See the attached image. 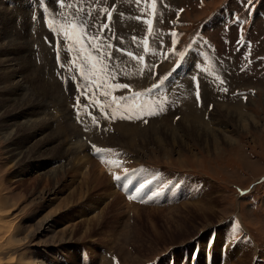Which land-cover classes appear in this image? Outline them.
Listing matches in <instances>:
<instances>
[{"label": "rangeland", "instance_id": "obj_1", "mask_svg": "<svg viewBox=\"0 0 264 264\" xmlns=\"http://www.w3.org/2000/svg\"><path fill=\"white\" fill-rule=\"evenodd\" d=\"M36 1L38 2V0ZM245 1L250 0H139V2H137V0H65V6H63L64 10L48 7L46 10L38 9V11H35L33 10L34 2H28V0H0V49H5L4 55L9 56L11 54L10 57H16V59L22 57L23 63L21 67L23 70L27 71L26 73L30 72L28 73L29 75L32 73L33 75L36 74L35 76H31L33 81H27L26 83L23 81L26 88H30V90L26 89L28 91H24L25 94H29L33 88L41 86L46 88L52 96V106L48 108L47 111L39 104L35 105L36 108L32 106L31 110L27 111L30 113H26V116L22 120H26L27 118L30 119V117L34 120L36 116V119L49 120L51 124L50 129L53 128V130L59 131L61 135L59 140H61L62 143H68L72 138H69L70 135H68L69 133H65L64 128L67 127L69 130L72 129V132H76L80 135L77 139H83L82 143H85L84 145L88 148L82 151L81 154H78L79 156L76 160H73L72 157L66 160V157L63 158L60 156H58L60 158L56 160V157L50 158L53 154H47L48 157L44 156L42 157L43 159L40 158L39 163L38 161L35 163L33 161V164L30 162L20 167L11 155L12 149L15 150L17 145L13 143V140L5 141L0 134V195L7 199V204L0 208V213H4L6 216L4 220L0 217V221H4L3 223L0 222V264H6L10 258H17V256L21 254H26L28 259H34L40 264H42L43 261L48 264H70L68 262V254L72 253V251L79 252L82 264H124L122 259L123 254L121 253L122 250L118 249L120 245V249L121 247L126 249L125 254H128L134 259L137 257L143 259L141 260L142 263L136 260V264H181L184 263L182 259L187 260L188 264H190V262L204 264L208 257L213 259V264H223L221 260H223V256L225 255H229L225 264H264V0H251V3L247 6L243 5ZM54 3L56 4V2ZM68 5H71V7H68ZM251 5H253L254 8H251ZM145 7L146 12H151L153 10V15L151 17L152 27L146 36L150 42L151 48L155 52L151 53L152 56L158 54V52L164 50V48L172 50L173 46L170 44L172 42L169 34L172 32V38L174 39L178 35L180 36V34L182 37L184 36V40L178 43L180 52L184 48L186 50L187 45H190L193 39L210 40L208 50L210 54L211 50H213V53L221 57V63L219 65L222 66L221 68H223V65L228 67L229 63L231 64L234 62V59H229L225 62L223 54L227 55L235 39L239 41L238 33L234 31L232 34L233 41L227 40L223 42L221 38L222 28L220 27V24L224 21L223 12L226 14H230L229 11L234 12V10L243 12L245 15L244 30L250 37V42L259 45L258 54L261 55L259 66L263 69V72L259 76L249 75L256 66V62L253 61L248 69L237 72L239 75L234 74L232 76V85L236 88L249 90L255 88L258 92L256 96L250 97L248 102L243 104L240 99L229 97L223 91L213 92L210 86L205 85L203 82L204 88L201 96H204V102L202 109L197 108L193 100L186 102L188 97L185 96L174 102V105L182 103V107H170L168 113H164L161 117L150 119L149 121L143 119L141 124H138L140 123L139 119L137 123H134L133 120L127 122L113 114L105 113L101 115L95 107L105 106L112 111L113 95L118 90L117 84L127 76L125 74L120 76V74L127 72L139 76L136 68L133 66L120 68L118 65V69L121 70H118V73L112 71L107 78V84H104V76L100 70L108 59L103 58L99 61L100 69L92 74L94 80L102 87H95L92 84H77L74 86L75 84L70 81V84L73 85L74 88H72V86L68 88L60 83L54 73L65 70V66L68 63L67 58L63 57L58 63H54L52 57L54 52L51 47L48 46V43L52 40L60 41L62 39V34L60 33L58 37H54L55 31L53 28H46L40 23L35 25L31 20L33 13L48 15L46 19L47 24L54 25L60 20H68L72 17L71 13H73L74 15L76 14V18L81 17L88 23H95L96 31L94 34H96L100 30L102 23L106 22L111 15H116V17L120 15L121 18L123 17L122 15L127 14L132 18L135 16L133 13H129V11L134 9L138 18L143 20L142 11ZM180 7H185L183 16L177 11ZM209 18L215 20L213 21V26L209 23L206 25L204 24V21L209 20ZM119 24L121 23L115 19V25L118 26V28ZM135 25L142 26L138 23V20ZM133 27L134 24H130L126 30L132 33ZM114 31L113 29V38H115L116 34ZM138 31L143 35L146 34V29H140ZM207 33L210 35L211 39L208 37ZM107 39H105V41ZM212 40L216 43V48L211 44ZM60 42L62 44V40ZM37 53L40 57L36 56ZM240 55L241 54L237 56L239 57ZM2 58L3 57H0V60ZM191 58L195 59L193 54H191ZM173 64L174 61H170L168 58L160 62L161 75L164 76L170 73ZM108 66L110 67V63ZM103 70H107V68L104 67ZM192 71L193 64L190 63L185 68V73L188 75L191 74ZM233 72H236V70L232 65L229 75ZM7 73V71H2L0 73V79L5 75L7 76ZM16 79L17 78H15V81ZM23 82H21V84ZM139 82L141 83L142 81H137V83ZM183 82L185 81L183 80ZM54 84H56L57 87ZM80 89H83L84 94L82 96H76V92ZM73 93H75V96H72ZM19 96L15 93H11V97L13 98ZM2 97L4 99L1 100L0 98L1 104L4 103V100L7 98L6 90H3ZM58 97L64 100L62 101L60 99L59 102L58 99H56ZM84 101L87 104L85 108L87 110L92 109L97 119L98 126L95 131H102L103 129V134H89L82 120V109L77 110V113H75V109L79 106L74 107V104L77 102L83 103ZM169 103L170 101L168 104ZM193 103L195 105H193ZM1 104L0 107L3 106ZM120 104L124 110H128V107H130L129 103L126 101H121ZM82 106L83 105H81V107ZM183 106L190 112L193 110V113L191 115L187 114V116L186 110L184 113L181 109ZM189 108L194 109L190 110ZM64 109L68 114L63 111ZM225 109L235 113V115L232 116L233 118L228 117V112H218L219 114H217V111H226ZM137 111L139 112V108ZM32 112L37 114L35 115ZM239 112H243L244 115L249 116V118L252 116L253 118L251 117L252 119H250L252 123L246 118V121L238 122L237 120L240 118ZM6 115L2 113V117L6 118L9 114ZM101 116H103L102 122L100 120ZM179 116L180 118L177 119ZM195 116L198 117L196 119L199 125L201 124L200 127L206 126L211 127V129L221 128L222 131H220L218 135L220 136L219 144L214 145V137L207 133L205 134L200 128H198L200 129L199 133L188 129H181V122L190 121L185 119H191ZM66 118L67 121L65 120ZM241 118L244 119L243 117ZM11 120H13V122L18 121L16 115L12 117ZM116 123L118 125L120 124V127L121 125L124 126L125 139L124 137H120L122 134ZM190 123L191 122L188 123V126L191 125ZM68 125H70V127ZM12 130H15V128H12ZM160 130L163 131L160 132ZM173 131L177 133L179 137L174 138ZM114 132L115 134H113ZM116 132H118V134ZM166 133L170 134L166 137ZM112 135L113 138H110ZM35 136L37 137V133ZM223 136H228L227 138L230 139L231 143L228 144V142H225ZM90 137L96 139L94 144L97 153H95L94 156L89 155L91 143L88 142V139H90ZM115 137L117 138L115 139ZM38 138H35V141L38 140ZM77 139H75V141H77ZM128 140L134 142L132 147L129 146L130 143L127 142ZM35 141L32 142L35 143ZM57 145L58 144H56V146ZM67 147H69V145ZM114 147H117V149ZM36 150L35 146L28 149L30 152H27V157L31 158ZM121 150H123V153ZM95 157L98 159H106L107 157L111 159L115 157L111 162V166H116L114 170L120 172L118 175L130 171V169L133 170L134 168L141 174H147V170H149L150 172L153 171V174H158V176L162 175V181L165 184L162 183L159 185V189L152 191L147 198L150 204L147 205L144 203L145 205L134 206L133 208L135 209L131 208L132 206H128L127 210H123V213L122 209L119 210L123 219L128 222H125L123 219L119 221L117 218L114 219L116 216L114 210L120 207V205H116L119 199H116L114 206H109V203H112L111 201L115 200L116 197L107 194H110L112 191L118 192L119 194H121V192L115 188L110 176L100 166L99 163L101 160H97ZM125 159L130 162V165L126 166L125 164L126 167L122 168L121 166L125 163ZM63 164L66 165V169L70 174L67 177L65 176L59 183L53 181L54 185L52 182L46 181L42 173L46 172V170L54 171L63 166ZM97 167L98 169H102L103 173L108 178L109 184L106 186L108 187V185H111L108 187V191H105L104 188L97 190L95 186L96 183L92 182V180L90 181V179L93 178V173L96 174L95 172L98 171ZM88 174L91 177L88 176ZM164 174L165 176L167 175L166 177L168 180L170 179L169 184L168 181L165 180L166 177L163 176ZM175 179L181 181L186 180L188 184L197 182L196 188L201 191L208 186L215 189L213 198L217 201L214 210L216 214L210 218L209 222L197 218L198 216H196L197 214L194 215L195 213L189 215L186 220H181L183 223L179 220L180 222L177 223L178 226L176 224L174 226L171 220H167V217L170 218L168 210L173 208V206L166 204L168 202L164 196L167 190L162 188L166 185L170 186V183ZM85 182L88 183V187L91 188L89 193H85L87 186ZM171 184L169 189L172 191L174 190L173 194H176L175 200L178 206H183L186 200L188 204L192 205L196 202L198 203L196 200H200L197 195H191L189 189L194 188L190 187L186 189V191L185 189L183 190V188L180 189L178 184H182V182L176 183V180ZM203 184H206V186H203ZM130 185L131 184H127L126 186L125 183H123L122 189L124 187L126 188V190L123 189L124 191H129L131 189L129 188ZM237 186L241 189L249 190L248 193H238L235 189ZM54 187L58 190L62 189L60 193L61 196L59 195L61 199L74 195L72 192L77 191L74 195L76 199L71 202L72 204L70 207L73 204L74 206L69 210L67 209V211H63L62 217L59 219L62 223L67 222V226H71L74 222L78 223L79 228L77 227V230L73 233L74 236L71 234L73 242L65 246L58 245L57 241L52 242L54 239L51 233H46L47 231L44 230L40 232L37 231V235L33 239L24 240L26 232L23 234L20 232L22 230L19 228L21 227L23 230L27 228L37 230V224L43 218V215L45 216V214L51 209H54L59 203L57 198L52 195ZM182 193L184 196H182ZM101 195H103V197H100ZM134 202L136 203L137 201ZM139 204H143V202ZM146 210H152L154 216L152 220H147L146 215L143 214ZM125 212L128 213V215L125 214ZM111 214H113V217ZM235 214L239 216L244 226L246 225L255 237L252 238L250 243L239 242L234 249H231L232 246H230L229 250L226 251L224 248L225 241L228 238L226 226L228 225V221ZM139 216V219L142 220L141 222L138 221ZM91 218H95L94 221H97V219L102 221L103 218H106L107 224H105L106 226L97 225L98 227L96 226L95 228L91 226L89 228L91 232L86 231L87 227L82 223ZM191 219L194 220L192 221ZM121 222L123 224H121ZM6 224H9V229L5 227ZM196 224H198L197 227H195ZM126 226L129 228H126ZM205 226L208 227L206 228ZM15 227L19 228L14 230ZM109 227H112V229ZM113 227H115V229ZM211 229L216 230V236L214 242L210 244ZM1 232L4 233L1 234ZM9 234H12L13 237ZM140 234L142 238L139 239L138 236H140ZM80 236L85 239L82 241ZM77 238L80 241H78ZM111 242H113V244ZM116 250L117 252H115ZM129 261H131V259Z\"/></svg>", "mask_w": 264, "mask_h": 264}, {"label": "bare ground", "instance_id": "obj_2", "mask_svg": "<svg viewBox=\"0 0 264 264\" xmlns=\"http://www.w3.org/2000/svg\"><path fill=\"white\" fill-rule=\"evenodd\" d=\"M33 42V41H32ZM42 48V47H41ZM8 49V48H7ZM4 52H5V49H0V57H3L1 60H0V73L2 72V71H4V72H8L7 73V76L5 75H3L4 77L3 78H1L0 79V98H1V100L2 99H4L3 97H2V93H3V90H6V92H7V98L4 100V103H0L1 105H3L2 107H0V134L3 136V138L5 139V141L6 140H13L14 142V144H16L17 145V148L14 150V149H12V152H11V155H12V157L16 160L15 162L17 163V165L18 166H20L21 167V165L22 166H25V165H27L28 163H30V162H32V164H33V161H34V163L35 162H37L38 161V163H39V160H40V158H42V157H48V155H50V154H53V156L52 157H50V158H55L56 157V160H57V158H60V157H66V160L67 159H70L71 157L73 158V160L75 159H78V154H81V152L82 151H84V150H87L88 148H87V146L86 145H84L83 143H82V140L83 139H77V137L78 136H80L78 133H74V132H72L71 130H69V128H67V127H65L64 129H65V133H69L68 135H70L69 136V138L70 137H72L70 140H69V142L68 143H62L61 142V140H59V138H61L60 136V133H59V131H55V130H53V128L52 129H50L51 128V124H50V122H49V120H47V119H36V117H35V119L33 120V118H31L30 117V119L29 118H27L26 120H22L25 116H26V113L28 114V113H30V112H27V111H29V110H31V107L32 106H35V105H40L45 111H47L48 110V108H50L51 106H52V96L50 95V93H49V91L46 89V88H44V87H41V86H39V87H35V88H33V90H31V92L29 93V94H25L24 93V91L26 90V89H28V87L26 88V85L24 84V82L23 81H25V83L27 82V81H33V79H32V75H33V73L32 74H28V73H30V72H28V73H26L27 71H24L23 70V68L21 67V64L23 63V58L22 57H18L17 59H16V57H10V55L8 56V55H4ZM47 58V57H46ZM46 60V59H45ZM28 65V64H27ZM17 67H19V68H17ZM29 67V66H28ZM41 67V66H40ZM29 68H31V67H29ZM43 68V67H42ZM41 68V69H42ZM36 71V70H35ZM34 71V72H35ZM36 75V74H35ZM35 75H33V76H35ZM43 75V74H42ZM1 76V75H0ZM44 76V75H43ZM15 78H17L16 79V81H15ZM45 79V78H44ZM52 80V79H51ZM42 81V80H41ZM47 81V80H46ZM21 82H23L22 84H21ZM39 82V81H38ZM140 83V82H139ZM36 84V83H35ZM42 84H43V82H42ZM31 85V84H30ZM55 86H56V84H54ZM58 85V84H57ZM36 86V85H35ZM45 86V85H44ZM48 87H49V85H48ZM57 87V86H56ZM28 90H30V88L28 89ZM28 90H26V91H28ZM59 90V89H58ZM13 91V92H12ZM51 91V90H50ZM19 92H20V94H19ZM11 93L12 94H17L19 97H11ZM55 93V92H54ZM64 93V92H63ZM57 94V93H56ZM55 97V96H54ZM62 97V96H61ZM56 99H58V101L60 102V99L61 98H56ZM62 101L64 100L63 98L61 99ZM57 101V102H58ZM58 102V103H59ZM187 102V101H186ZM54 103H55V100H54ZM63 103V102H62ZM191 103H192V101H191ZM56 104V103H55ZM58 105V104H57ZM62 105V104H61ZM189 105V104H188ZM193 105H195L194 103H193ZM63 107L65 108V106L63 105ZM182 107V106H181ZM35 108H36V106H35ZM40 108V107H39ZM58 108V107H57ZM196 108V107H195ZM220 108V107H219ZM28 109V110H27ZM33 110H35L34 108H32ZM179 109V108H178ZM182 109V111L185 113V107L183 106V108H181ZM190 109V108H189ZM192 109H194V108H192ZM192 109H190V110H192ZM32 110V111H33ZM218 110V109H217ZM226 111H223V110H220V111H217V114H219L218 112H220V113H223V112H225V113H227L228 112V117H230V118H233L232 116L233 115H235V113H233V112H230V111H228V109H225ZM44 111V112H45ZM64 112H66L65 111V109L63 110ZM181 111V110H180ZM39 112V111H38ZM60 112H61V110H60ZM2 113H4L5 115L7 114H9L6 118L5 117H2ZM32 113H34V112H32ZM40 113V112H39ZM62 113V112H61ZM193 113V110L190 112V111H188V110H186V115L188 114V115H191ZM216 113V112H215ZM240 114H239V116H240V118H238V122H241V121H246L245 120V118L246 119H248V121L250 120V119H252L251 117L249 118V116H247V115H244V113L242 114L241 112H239ZM35 114V113H34ZM37 114V113H36ZM35 114V115H36ZM46 114V113H45ZM64 115H65V113H63ZM62 114V115H63ZM66 114H68L67 112H66ZM16 115V118L18 119V121L17 122H13V120H11V118L12 117H14ZM30 115V114H29ZM180 115V114H179ZM187 115V116H188ZM216 115V114H215ZM224 115V114H223ZM39 116V115H38ZM65 116H67V115H65ZM69 116V115H68ZM190 117V116H189ZM241 117H243L244 119H242ZM62 118H64V117H62ZM68 118V117H67ZM67 118L65 119L66 121H67ZM186 118V117H185ZM196 118H198V117H192L191 119H185V120H190V121H187V122H181V129L182 130H191V131H194V132H196V133H199V131H200V129H202L203 130V132H205V134L207 133L208 135H210V136H213L214 137V145L215 144H219L220 143V136H218L219 134H220V131H222L221 130V128L220 129H216V128H212L211 129V127H206V126H203V127H200L201 126V124L199 125V122H198V120L196 119ZM69 119V118H68ZM72 119V118H71ZM71 119H70V121H71ZM63 120V119H62ZM181 120H183V119H181ZM65 121V122H66ZM70 121H69V123H70ZM184 121V120H183ZM12 122V123H11ZM118 122V121H117ZM189 122H191L190 124V126H188V123ZM249 122H251V120L249 121ZM58 123V122H57ZM56 123V124H57ZM63 123V122H62ZM122 123V122H121ZM252 123V122H251ZM255 123V122H254ZM253 123V124H254ZM60 124V123H59ZM155 124V123H154ZM240 124V123H239ZM238 124V125H239ZM70 125H72V124H70ZM70 125H68L69 127H70ZM116 125H118L117 123H116ZM120 125V124H119ZM118 125V126H119ZM252 125V124H251ZM244 126V125H243ZM12 128H15V130H12ZM117 128V127H116ZM124 128V126L123 125H121V127L119 126V131L121 132V136L120 137H124V139H125V133H124V131H125V128ZM186 128V129H185ZM198 128H200V129H198ZM63 129V130H64ZM115 129V128H114ZM163 129V128H162ZM78 130V129H77ZM2 131H3V133H2ZM116 131V130H115ZM163 131V130H162ZM161 130H160V132H162ZM54 132V133H53ZM36 133H37V137L35 136L36 135ZM117 134H118V132H116ZM173 133H174V131H173ZM113 134H115V132L113 133ZM116 134V135H117ZM163 134V133H162ZM170 133H166V137L169 135ZM30 135V136H29ZM173 135V134H172ZM30 137V138H29ZM38 137H40V138H38ZM94 137V136H93ZM130 137V136H129ZM171 137V136H170ZM176 137H179V135L177 134V133H174V138H176ZM228 136H223V140L225 141V142H228V144L229 143H231V141H230V139L229 138H227ZM35 138H38V140H36L35 141ZM110 138H113V135H112V137H110ZM117 137H115V139H116ZM137 138V137H136ZM146 138V137H145ZM153 138V137H152ZM208 138V137H207ZM75 139H77V141H75ZM179 139V138H178ZM177 139V140H178ZM96 140V139H95ZM103 140V139H102ZM181 140V139H180ZM201 140V139H200ZM210 140V139H209ZM32 141H35V143H33ZM112 141V140H111ZM206 141V140H205ZM65 142H67V141H65ZM113 142V141H112ZM115 142V141H114ZM127 142H129L130 144H129V146H133V141L132 140H128ZM10 143V142H9ZM54 143H56V144H58L57 146H56V144H54ZM34 144V145H33ZM54 144V145H53ZM112 144V143H111ZM172 144V143H171ZM39 145V146H38ZM69 145V147H67ZM33 146H35V150L37 149V147H38V149L36 150V152L34 153L35 154V156H34V154L31 156V158H28L27 157V152H30V151H28V149H31V148H33ZM160 146H162V145H160ZM15 148V147H14ZM164 148V147H163ZM13 153V154H12ZM48 154V155H47ZM86 154V153H85ZM58 156H60V157H58ZM74 156V157H73ZM43 159V158H42ZM46 160V159H45ZM60 160V159H59ZM65 160V159H64ZM13 161V160H12ZM116 161V160H115ZM59 162V161H58ZM62 162V161H61ZM56 164V163H55ZM117 164V163H116ZM51 165H53V164H51ZM58 165V164H57ZM114 165H115V163H114ZM39 166V165H38ZM58 167V166H57ZM115 169V168H114ZM22 170H23V168H22ZM27 170V169H26ZM97 172H95L96 174H94L93 173V175H92V177L93 178H91L90 179V181L92 180V182H94V183H96V188H97V190L98 189H102V188H104V190L105 191H108V187L109 186H111V185H108V187L106 186L107 184H109V182H108V178H107V176L103 173V170L102 169H98V167H97ZM24 171V170H23ZM70 174V172L69 171H67V169H66V165H64L63 164V166H61L60 168H57L56 170H54V171H48V170H46V172H44V173H42V175H44V178L46 179V181H50V182H52L53 183V181H55L56 183H59L63 178H65V176L67 177L68 175ZM88 176H90L89 174H88ZM164 177H166L165 176V174L163 175ZM91 177V176H90ZM87 178V177H86ZM89 180V179H88ZM165 180H167V181H169L168 180V178L166 177V179ZM176 180V183H181L182 182V187H183V190L185 189V191H186V189H189L190 187H192V188H194V189H189L190 191H191V195H197V197L198 198H200V200L198 199V200H196V201H198V203L196 202V203H194L193 205L192 204H188L187 203V200H186V202L183 204V206H178L177 205V202H176V194H173V192H174V190L172 191L171 189H166L167 190V193H169V194H165V198H166V201L168 202V203H166V204H169V206H173V208H171V209H169L168 210V215L170 216V218L169 217H167V220L169 221V220H171V222L174 224V226H175V224L177 225V223L178 222H180L181 220L183 221L184 219L186 220L188 217H189V215H191V214H194V215H196V216H198L197 218H200V219H203L202 221H206V222H209L210 221V218L213 216V215H215L216 213H215V208H216V205H217V201H216V199L215 198H213V196H214V190L215 189H213L211 186H208V187H205L202 191L201 190H199L198 188H196L197 186V182L196 183H191V184H188L187 183V181L185 180V181H181V180H177V179H175ZM175 180L174 181H172L171 183H173V182H175ZM110 181V180H109ZM166 182V181H165ZM86 183V182H85ZM170 183V186L172 185ZM199 183V182H198ZM87 184V186H86V192L85 193H89L91 190V188H89L88 186H89V184L88 183H86ZM92 184V183H91ZM111 184V183H110ZM168 184H169V182H168ZM53 185H54V183H53ZM85 185V184H84ZM83 185V186H84ZM123 185V184H122ZM126 186H127V184H125ZM125 186V187H126ZM203 186H206V184L204 185L203 184ZM96 188H94V189H96ZM128 188V187H127ZM129 188H132V186L130 185L129 186ZM207 188H209V189H207ZM76 189V188H75ZM123 189H125L126 190V188H124L123 187ZM213 189V190H212ZM65 190V189H64ZM73 190V189H72ZM93 190V189H92ZM75 191V190H74ZM128 191V190H127ZM165 191V190H164ZM184 191V192H185ZM194 191V192H193ZM44 192V191H43ZM62 192V189L61 190H58L56 187H54V189H53V192H52V195L55 197V198H57V200L59 201V203L57 204V206L56 207H54V209H51L47 214H45V216L43 215V218L39 221V223L37 224V228H35V229H37V230H33L32 228H27V229H22L21 227L19 228V227H15V229L14 230H17V228H19L20 230H22V231H20V232H22L23 234L26 232V237L24 238V240H27V239H29V240H31V239H33L36 235H37V231L38 232H40V231H42V230H44V231H47L46 233H51V235H52V238L54 239L52 242H54V241H57L58 242V245H69L71 242H73V239H72V235L71 234H73L76 230H77V227H78V223H73L71 226H67L68 225V223L67 222H64V223H62V222H60L59 221V219H60V217H62V213H63V211H67V209L69 210L70 208H72V206H74V204L70 207V205L72 204L71 202L74 200V199H76V197L74 196L75 195V192H77V191H75V192H72V194H74V195H71V196H67V197H65V198H59V195H60V193ZM188 192V191H187ZM201 192V193H200ZM108 193V192H107ZM101 194V193H100ZM99 194V195H100ZM183 194V193H182ZM88 195V194H87ZM107 195H111V196H114V197H116L115 198V200H112L111 202L112 203H109V206H114V202H116V199L118 200L119 199V202L116 204L117 206L118 205H120V207H119V209H117V210H114L115 211V213H116V216L114 217V219H116L117 218V220H119V221H122V219H123V217H122V214H120L119 213V210H121L122 209V213H123V210H127V207L128 206H132L131 208H133L134 206H140V205H145L144 203H146L147 205L148 204H150L149 203V200L147 201V199H145V200H143V201H141V202H143V204H139L140 202H129V201H127L126 199H125V197H123L122 196V194H119L118 192H114V191H112V192H110V194L108 193ZM44 196V195H43ZM61 196V195H60ZM182 196H184V194L182 195ZM181 196V197H182ZM100 197H103V195H101ZM110 197V196H109ZM164 198V199H165ZM6 198H4V197H2L1 195H0V208H2L3 207V205H6L7 204V202H6ZM147 201V202H146ZM3 203V204H2ZM182 203V202H181ZM188 204V205H187ZM163 205V204H162ZM142 207V206H141ZM160 207H162V206H160ZM110 208V207H109ZM130 208V207H129ZM145 208V207H144ZM155 208V207H154ZM133 209H135V208H133ZM142 209V208H141ZM140 209V210H141ZM183 209H185V210H183ZM132 210V209H131ZM143 210V209H142ZM107 211V210H106ZM117 211V212H116ZM137 211V210H136ZM145 211V210H144ZM108 212V211H107ZM143 212V211H142ZM113 213V212H112ZM115 213H113V214H115ZM128 213H129V210H128ZM128 213H126L125 212V214H127L128 215ZM113 214H111V216L113 215ZM143 214H145L146 215V218H147V220H152L153 219V214H152V210H146V212H144ZM0 217H2L3 218V220H4V218H6V216H5V214L4 213H0ZM113 217V216H112ZM191 217V216H190ZM101 218V217H100ZM140 218V216L138 217V221H142V220H140L139 219ZM193 218V217H192ZM40 219V218H39ZM94 219L95 218H91V219H88L87 221L85 220V222H83L82 224H84V225H86V227H87V230L86 231H90V227L91 226H93L94 228L97 226V225H105V224H107V219L105 218H103L102 219V221H100V220H98L97 219V221L95 220L94 221ZM124 220V219H123ZM180 220V221H179ZM192 220V219H191ZM194 220V219H193ZM192 220V221H193ZM110 221V220H109ZM125 222L127 221V220H124ZM165 221V220H164ZM181 221V222H182ZM191 221V222H192ZM1 223H3L2 221H0ZM111 222V221H110ZM109 222V223H110ZM128 222V221H127ZM136 222V221H135ZM185 222H187V221H185ZM197 222V221H196ZM7 223V222H6ZM139 223V222H138ZM183 223V222H182ZM121 224H123L122 222H121ZM180 224V223H179ZM186 224V223H185ZM202 224H204V223H202ZM9 225V224H8ZM7 224H6V226L5 227H7V229H9V226H8ZM21 225V224H20ZM119 225V224H118ZM191 225V224H190ZM194 225V224H193ZM192 225V226H193ZM197 225L198 224H196L195 225V227H197ZM18 226V225H17ZM106 226V225H105ZM107 226H109V225H107ZM136 226V225H135ZM178 226V225H177ZM98 227V226H97ZM180 227V226H179ZM191 227V226H190ZM204 227V226H203ZM206 227V226H205ZM208 227V226H207ZM206 227V228H207ZM25 228V227H24ZM79 228V227H78ZM109 228H111L112 229V227H109ZM114 229H115V227H113ZM119 228V227H118ZM126 228H129V227H127L126 226ZM125 228V229H126ZM137 228V227H136ZM172 228V227H171ZM89 229V230H88ZM108 229V228H107ZM121 229V228H120ZM170 229V228H169ZM178 229V228H177ZM79 231V230H78ZM19 232V231H18ZM91 232V231H90ZM4 232H1V234H3ZM12 233V232H11ZM43 233V232H42ZM83 233H85V232H83ZM94 233V232H93ZM127 233V232H126ZM130 233V232H129ZM128 233V234H129ZM173 233V232H172ZM203 233V232H202ZM9 235H12V234H9ZM76 235V234H75ZM90 235V234H89ZM94 235V234H93ZM73 236H74V234H73ZM131 236V235H130ZM198 236V235H197ZM12 237H13V235H12ZM16 237V236H15ZM81 237V236H80ZM82 237H83V235H82ZM81 237V238H82ZM87 237H89V236H87ZM92 237V236H91ZM51 238V239H52ZM79 238V237H78ZM77 238V239H78ZM116 238V237H115ZM119 238V237H118ZM129 238V237H128ZM127 238V239H128ZM138 238L140 239V238H142V236H141V234H140V236H138ZM197 238V237H196ZM6 239V238H5ZM85 238H82V241L84 240ZM14 240V239H13ZM116 240V239H115ZM121 240H122V238H121ZM120 240V241H121ZM125 240V239H124ZM131 240V239H130ZM133 240V239H132ZM136 240V239H135ZM8 241V240H7ZM78 241H80L79 239H78ZM111 241H113V240H111ZM123 241V240H122ZM121 241V242H122ZM129 241V240H128ZM139 241V240H138ZM12 242V241H11ZM14 242V241H13ZM120 242V243H121ZM127 242V241H126ZM147 242V241H146ZM195 242V241H194ZM84 243V242H83ZM112 244H113V242H111ZM124 243V242H123ZM122 243V244H123ZM131 243V242H130ZM142 243V242H141ZM13 244V243H12ZM111 244V245H112ZM134 244V243H133ZM137 244V243H136ZM140 244V243H139ZM11 245V244H10ZM116 245V244H115ZM127 245V244H126ZM131 245V244H130ZM129 245V246H130ZM121 246V245H120ZM120 246H119V250H122L121 251V253L123 254L122 256V259H123V261H124V264L126 263V264H132V263H134V264H136L137 262H135L136 260H139V262H141L142 263V261L141 260H143V259H140V258H138L137 256V258H133V257H130L128 254H125V250L126 249H124L123 247H121V249H120ZM128 246V245H127ZM135 246V245H134ZM141 246V245H140ZM114 247V246H113ZM136 247V246H135ZM142 247V246H141ZM109 248V247H108ZM112 248V247H111ZM110 248V249H111ZM117 248V247H116ZM177 248V247H176ZM115 249V248H114ZM131 251V250H130ZM130 251H128V252H130ZM115 252H117V250L115 251ZM118 252H120V251H118ZM131 253V252H130ZM105 254V253H104ZM103 254V255H104ZM107 254V253H106ZM132 254H134V253H132ZM131 254V255H132ZM121 256V255H120ZM119 256V257H120ZM29 257V256H28ZM68 257H69V263L70 264H82L81 262H82V260H81V256H80V254H79V252L78 251H72V253H69L68 254ZM106 257V256H105ZM131 259V261H129L130 259ZM208 259H210L209 257H208ZM240 260H242V259H240ZM42 261V260H41ZM108 261V260H107ZM240 262V261H239ZM107 263V262H106ZM123 263V262H122ZM140 263V264H141ZM6 264H40L38 261H35L34 259H28L27 258V255L26 254H24V255H20V256H17V258H10L9 259V261L6 263ZM42 264H48V263H46V262H44L43 261V263ZM49 264H51V263H49ZM66 264V263H65ZM243 264V263H242Z\"/></svg>", "mask_w": 264, "mask_h": 264}, {"label": "snow or ice", "instance_id": "obj_3", "mask_svg": "<svg viewBox=\"0 0 264 264\" xmlns=\"http://www.w3.org/2000/svg\"><path fill=\"white\" fill-rule=\"evenodd\" d=\"M55 2L57 3V5H58V7H63V6H65L64 5V0H55ZM137 2H139V0H137ZM68 7H71V5H68ZM101 27H103V25L101 26ZM88 35L91 37V40H96L97 39V36L96 35H93V34H91V33H88ZM97 51H99V50H97ZM120 51H124L123 49H120ZM127 55L130 57V58H132L133 60H137V59H142L141 57H139V54H136V53H131V52H128L127 53ZM157 66L155 65V64H150L149 65V70L152 72V75H157V73L154 71V69L156 68ZM194 81H195V83H196V88L198 89L199 88V82L196 80V78H194ZM90 83V82H89ZM98 87H102V86H100V85H98ZM117 87H124V88H128L129 86L128 85H117ZM154 87H156V86H154ZM226 90V89H225ZM138 95V94H137ZM197 99H199V92L197 91ZM97 151H99V150H97ZM115 179L117 180V181H119V180H121V177H119V176H116L115 177Z\"/></svg>", "mask_w": 264, "mask_h": 264}]
</instances>
